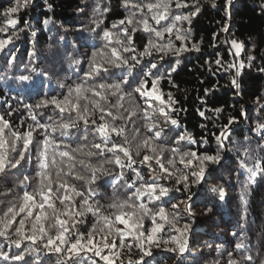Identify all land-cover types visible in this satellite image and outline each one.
<instances>
[{
    "label": "trees",
    "instance_id": "trees-1",
    "mask_svg": "<svg viewBox=\"0 0 264 264\" xmlns=\"http://www.w3.org/2000/svg\"><path fill=\"white\" fill-rule=\"evenodd\" d=\"M159 2L160 0H28L27 6L20 8L16 14L5 16L6 9L15 6L16 0H0V28L5 29V32H0V39L13 37L12 43L0 51V116L10 124V128L5 129L3 139L12 141L13 131L23 133L29 125L35 129L34 143L25 153L26 160L18 168L6 169L0 174V221H12L8 230L11 238H15L14 230L20 226L21 220L25 221L24 232L31 234L35 216L41 209L38 206L33 208V216L27 217V210L19 213V207L23 204L25 191L35 195L37 205L43 202L38 193L42 180L39 173L43 171L52 182V192L48 193L45 189V194L51 197L49 203L53 204V208L45 204L43 211L47 219L42 218L41 221L46 232L56 234L59 225L51 227L56 219L67 220L66 226L70 230H78L85 237L94 229L97 230V240L102 234L100 229L104 232L111 231L116 247L105 254L114 264H136L141 255L132 236H126L123 247L120 246L116 229L127 232L128 228L115 220V216L121 212L132 213L140 203H145L152 210L143 216L145 231L153 227V214L158 212L159 207L165 208L168 217L167 220H162L155 216L156 222L163 225V230L157 234L159 247L153 246L152 255L145 257L147 264H228L230 259L244 264L243 256L248 254L254 257L252 264H259V259L264 258V179L258 177L255 184L250 185L244 193L243 199L241 193L242 181L247 176L246 168L242 165L252 166L259 162L261 168H264V132L256 130L257 124H264V72L260 71L264 68V14L261 9L264 0H236L230 8L226 7L227 0H215V8L211 6L212 0H184L189 5L198 2L201 6V11L192 19L191 24L174 21L175 15L194 10L177 9L175 2L170 4L168 19L157 24L153 16L164 9L149 12L146 5ZM20 3L23 4L24 0H20ZM137 5L140 7H136ZM8 19H18L19 24L9 26ZM145 19L150 28L163 30L175 23L181 30H190V35L187 40L179 41L175 31L171 35L165 31L163 38H158L153 32L144 30L142 21ZM45 20L47 23H44ZM121 20L125 23L121 24ZM129 20L132 21L131 24ZM125 28L128 29L127 34L123 31ZM228 29L230 44L232 40L243 43L238 60L244 67H239V70L236 69L235 59L226 40ZM104 30H109L113 35L104 38ZM129 35L132 37L130 46L136 51L124 53L123 47L129 45ZM150 39L157 46L169 45L171 41L167 54L161 60L160 54L152 49V56L140 57L141 65L129 77L131 87L122 85L123 93L97 87L96 91L105 97L101 99L92 91L82 89L79 105L81 110L85 105L89 109L88 113H82L87 115V125L83 119L78 118L76 111H68L69 104L62 105L66 109L64 112H60L52 104L35 108V105L45 99L63 101L69 95V89H74L77 85L90 88L100 83L120 82L127 75L128 69L111 66L109 62L115 60L111 49L117 48L124 56L137 55ZM182 44L188 50H182L177 55L175 49ZM10 53L15 54L11 63L8 62ZM249 57H254V60ZM148 61L156 63L158 71L150 69ZM93 64L103 65L109 71L101 70L98 77H85ZM141 66L145 72L151 71L163 76L159 89L165 101L170 94L177 102L176 111L172 113V118L178 121L177 125H171L165 120L159 112V101L146 102L145 97L134 92L136 80L141 75ZM172 68L175 71H171ZM41 73L47 75L41 76ZM21 74L43 81L44 86L39 94L31 90L29 82L19 81ZM233 78L238 80L239 88L233 86ZM145 79L151 80L154 77ZM76 96L73 91L72 99L75 100ZM93 102H98L105 110L104 121L99 119L101 111L94 107ZM28 105L33 107L28 108ZM109 112L112 113L111 116L108 115ZM201 112L204 113L203 116L200 115ZM33 115H36V121L31 119ZM113 116L116 117L115 120ZM93 119L96 124L91 123ZM70 120H75L76 126L67 129L66 136H61L62 129L59 126ZM37 122L47 125V131L35 127ZM105 122L124 129L122 135L110 133L107 148L104 147L103 137L96 131L98 125ZM150 125H155L152 132L148 130ZM156 130L161 131L159 138L155 137ZM228 130L230 131L224 140L225 150L221 153L224 157L221 164L209 165L211 176L206 177L204 183L191 188V193L196 195L192 200L195 215L190 219L186 212L190 193L183 190V185L178 184L177 179L184 174L190 175V171L197 169L195 163L189 167L181 163V155L187 151L214 153L217 149L216 136L221 131L226 134ZM181 135L187 139L181 141ZM45 136L59 145L57 151H68L72 159H61L57 154L56 162L53 163L49 156L46 161L48 167L41 170L38 167L36 145ZM146 139H150L149 145L141 147L137 154L136 146L143 145ZM204 140L206 143H200ZM22 143L21 140L15 141L17 150L22 148ZM97 143L101 148L94 147ZM113 143L122 145L129 151L131 159L136 162L131 168L121 169L115 164L116 155L125 163L127 158L119 149L108 151ZM12 146L5 143L4 149L0 151H8L11 156L18 158L17 152H11ZM152 148H156V151H152ZM172 149L178 151L173 152ZM51 151L49 148V153ZM145 155L152 159L141 163ZM157 159L160 163H157ZM168 160H173L174 164H168ZM186 160L187 158L185 162ZM160 164L168 172L163 171ZM96 169H99L95 171L98 178L92 183L91 177ZM57 172L60 173L59 177ZM169 172L173 175L169 176ZM25 176L29 177L28 181H24ZM154 179L157 184L169 190L168 195L159 200L150 199L148 195L137 199L134 195L136 189L153 183ZM48 180L44 182L47 183ZM65 181L68 185L75 186L83 196L72 194L70 189L66 192L59 188L60 183ZM189 182L191 183V176ZM212 187L223 188L226 192L225 199L221 201L218 192L208 191ZM144 190L146 191V187ZM65 195H69L75 204L74 209L67 210L72 212L71 219L65 214L64 204L60 203V198ZM156 195H159L158 189ZM84 199L92 205L94 212L97 208L99 211L95 214L88 212L87 205L81 209ZM124 201L129 203L124 204ZM114 204L123 205V208L111 207ZM173 205H178V208H173ZM209 206H212V211L206 212ZM10 207L13 208V213H18L14 220L13 213H8ZM81 210L84 211L83 217L77 214ZM104 217H108L109 223H105ZM125 218L128 216L125 215ZM79 220H83V223H77L75 229H72V221ZM185 223L190 224L188 231L184 230ZM2 228L3 223L0 222V229ZM177 228L180 229L179 232L176 231ZM184 239L188 240V244L191 241V244L186 255L182 256L175 241ZM241 242L246 248L236 249L235 245ZM129 244L132 245L131 249ZM9 245V239L0 237V251L13 255L23 253L25 261L0 260V264H57V260L63 258L62 254L48 253L43 249L29 253V241H24L20 249ZM172 248L176 251L169 250ZM87 256L92 257V253H87ZM92 258L97 264H107L99 257ZM83 264H91V260L85 259Z\"/></svg>",
    "mask_w": 264,
    "mask_h": 264
},
{
    "label": "snow or ice",
    "instance_id": "snow-or-ice-1",
    "mask_svg": "<svg viewBox=\"0 0 264 264\" xmlns=\"http://www.w3.org/2000/svg\"><path fill=\"white\" fill-rule=\"evenodd\" d=\"M172 2H175V7L177 9H191L194 8V10L188 11L186 14H180V15H175L174 16V21L177 23H182V22H188L191 24L192 19L199 14L201 11V6L197 2L194 5H189L188 3L184 2V0H160L159 3H148L146 5L147 9L149 12L153 11L154 9H161L163 8V12L157 13V15L153 16V19L156 21L157 24L160 23L162 20H167L168 15L167 12L170 8V4ZM28 3V0H24V3L21 4L20 0H16V5L9 7L6 9L4 15L9 16L11 14H16L20 8L26 7ZM232 4V0H227L226 7L230 8ZM211 6L213 8L216 7L215 0H212ZM136 7H140L137 5ZM262 9V14H264V4L261 5ZM143 8H141V11ZM229 18L231 16V13H228ZM130 24L132 23L131 20L128 21ZM44 23H47V20L44 21ZM121 24H124L125 21L121 20ZM144 25V30L145 31H150L155 34L156 37L158 38H163L164 32L166 31L168 34H172L175 31L176 34V39L179 41H185L188 39L190 35V30H181L180 28L176 27V24H172L171 26L167 27L166 29L163 30H157L155 28H150L147 19L142 21ZM7 24L9 26H16L19 24L18 19H8ZM115 27V26H113ZM126 34L128 32V29L125 28L123 30ZM135 31V28L133 29ZM227 31V29H225ZM0 32H5V29L0 28ZM35 35V32L32 33ZM113 35L112 32L109 30H104L103 31V37L104 38H110ZM61 39H64V37H61ZM129 41V45H126L123 47V52L124 53H132L135 52V48L131 47V42H132V37L129 35L127 37ZM13 41V37L9 36L7 39H0V51H2L7 45L11 44ZM119 43V41H117ZM231 44L235 47L237 54L241 52L243 49V43L242 42H237L236 40H232ZM171 41L169 42V45H162V46H157L153 40H148L147 43L144 46L143 51H140L137 55H128L124 56L121 54L120 51L117 50V48L113 47L111 49L112 55L115 57V60L110 61L109 63L111 66L115 68H127L128 72L127 75L124 76L120 82L114 83V84H105V83H100L98 86L94 85L90 88H83V85H77L75 86L74 89L70 88L69 89V95L64 98L63 101H58L57 99L53 98L51 100L45 99L43 100L40 104L35 105V108H41V107H47L49 104L55 105L56 108L59 109L60 112L66 111V109L62 106L63 104H69L70 107L68 111H76L77 116L80 119H83L85 125L88 124V118L87 115H83L82 113L86 114L88 113L89 109L87 105L83 107L81 110L80 105H79V99L82 97L79 95L82 91H92L94 95L99 96L101 99H105L104 95L96 91V88L99 87L100 89H114L115 92L123 93L124 89L122 88V85H127L128 87H131V84L129 83V77L132 76L133 70L136 69L138 66L141 65L140 57H146V56H152L153 55V50H155L156 53L160 54L161 60H163L164 55L167 54V49L170 47ZM195 47V45H193ZM182 50H188L186 49L183 44L181 45L180 48H176L175 52L177 55H179L180 51ZM197 51H199V48H196ZM15 59V54L10 53L9 54V63L13 62ZM250 60H254V57H249ZM76 63H79V61H76ZM219 64L220 61H217ZM148 64L150 66V69H156L158 71V65L156 63H152L151 61H148ZM239 67L243 68L244 65L241 63ZM104 71L107 72L109 69L107 67H104L103 65H96L93 64L92 69L85 73V77L87 78H92V77H98L100 76V72ZM171 71H175V68H172ZM260 71L264 72V68L260 69ZM140 72L141 75L139 79L136 80L137 86L133 89L135 93L140 94L141 96L146 98V102L148 101H159L160 107H159V112L164 116L166 121H169L171 125H177L178 121L177 119L172 118V113L176 111L175 104L177 103L172 96L169 94L167 101L163 99V93L159 89V84L160 81L163 79L162 75H156L154 72H145L143 70V67H140ZM41 76L47 75L46 73H41L39 74ZM152 76L154 79L148 80L145 79V77ZM19 81L21 82H29L30 88L32 91H34L36 94L40 93L41 88L44 86L42 80H37L34 77L30 75H23L21 74L19 76ZM233 86L236 88H239V82L237 79L233 78ZM63 87V85H61ZM75 91L77 94L76 99H72V93ZM115 94V93H114ZM130 94V93H127ZM95 108H99L101 111V115L99 119L101 121H104V109L100 106L98 102H93ZM28 108H32V105H28ZM242 114H244L242 112ZM108 115H112L111 112L108 113ZM201 116L204 115L203 112L200 113ZM33 121L37 120L36 115H33L31 117ZM116 117L113 116V120H115ZM92 124H96V120L93 119L91 121ZM76 122L75 120H70L67 123L61 124L59 127L62 129L61 131V136H66L67 129L71 127H75ZM35 127L45 129L47 131L48 126L44 124H40L39 122L36 123ZM10 124L8 121L4 119L3 116H0V149H4L5 143L12 144L13 146L11 147V152H17L18 158L13 157L9 154L8 151H0V174L4 173L6 169H15L21 166L22 161L26 160L25 153L29 151V148L31 145H33L34 140H33V132H34V127L32 125L28 126V129L23 132V133H17V132H12L11 135L13 137L12 141H5L3 139V134L5 132V129H9ZM155 129V125H150L148 130L149 132H152ZM55 131V128H53ZM257 131L264 132V124H257L256 126ZM96 131L100 133V135L104 139V147L107 148L109 139H110V133H116L117 135H122L124 132L123 127H116L108 124L107 122L101 123L98 125ZM161 136V131L156 130L155 131V137L159 138ZM181 141L187 139V137L181 135L179 137ZM226 139L225 133L223 131L220 132L219 135L216 136L217 140V149L214 153H208L207 151L203 153H198L197 151H187L184 152L181 155V163H185L186 167H189L195 163L196 169L194 171H190L189 174H184L183 176L179 177L177 179L178 184L183 185V190L185 192L190 193L188 196V205L186 206V212L188 214V217L190 219L194 218L195 213L193 212L192 208V200L193 197L196 195L195 193H191V188L193 185H200L205 182L206 177L211 176V172H209V165H217L219 166L224 159V157L221 155V153L225 150V143L224 140ZM16 140H21L22 143V148L20 150H17V148L14 146V143ZM150 139H146L143 142V145L138 144L137 147V154H139V151L141 147L144 145H149ZM200 143H206V140L201 141ZM37 152H38V167L41 170H44L48 167V164L46 161L49 159V156H51L52 162H56V156L57 154L59 157L62 159L64 157H69L71 160L72 157L69 155L68 151H57L59 148V145L56 144L55 141L51 140L49 137L45 136L42 142L37 143ZM95 148H101L100 144H95ZM49 148L52 149L51 153H49ZM114 149H119L120 152L123 153V156L127 158V163L124 162V160L121 159L119 155L115 156V164L119 165L121 169L128 167L131 168V166L136 163L133 161L129 155V151L124 148L122 145L113 143L111 148H108V151H113ZM75 151V150H74ZM152 151H156V148H152ZM163 151V149H161ZM173 152H177L178 149H172ZM89 155H92V153H89ZM185 158H187L185 162ZM152 159V157L145 155L143 161L141 163H145ZM256 160L257 158H253ZM111 161H109L110 163ZM83 163V161H81ZM157 163H160L159 159H157ZM168 164H174L173 160H168ZM160 167L163 169V171L168 172V169L164 167L163 164H160ZM242 167L246 168L247 176L246 178L242 181V187L243 191L241 193V197L243 199L244 193H246L249 189L250 185H254L257 178L264 179V168H261V164L259 162L253 163L252 166H247V165H242ZM69 168H71V165H69ZM95 171H99V169L94 170V174L91 177V182L94 183L96 179L98 178L95 175ZM215 171V169H213ZM39 175L42 177L41 184L38 189V193L42 197V201L38 205L35 202V195L32 193H29L28 191H25L23 193V204L22 206L19 207V213H24L26 210V215L27 217H32L33 216V211L32 209L35 207H39L41 209L40 213L35 216V223L32 224V232L31 234H26L24 232V220L20 221V226L14 230L15 232V238H11L8 236V230L11 227L12 221H7L3 220L0 221L3 223V228L0 229V237H4L5 239L10 240V245L9 246H14L15 248H22V244L24 241H29L31 242V246L29 247V253L32 252H37L41 249L47 250L48 253H58L62 254L63 258L57 260V264H83L84 260H91V264H97L96 260H94L92 257H99L101 260L107 262V264H114L113 261L109 259V256L104 254V250L108 249L111 251L116 247V242L114 240H110L109 237L111 236V231L104 232L103 229H100V233H102L99 236V239H96V231L93 230V232H90L87 234L85 237V234L80 233L78 230L73 232L70 230L69 227L66 225L68 224L67 220L63 219H56L55 224L51 225V227L55 228L56 225H59V228H56V234L52 235L46 232L45 227L41 223L42 218L47 219V216L43 209L45 208V204L48 205L49 208H53V204L49 203L51 197L47 194H45V189H47L48 193L52 192V182L51 180H48L47 173L41 171ZM60 173L57 172V177H59ZM173 173L169 172V176H172ZM122 176V173H121ZM190 176H191V183L190 181ZM78 179H83V177H77ZM29 177L25 176L24 181H28ZM48 180L47 183L44 181ZM23 183V182H21ZM132 185H129L131 187ZM146 187V191L144 190ZM59 188L65 189L67 192L69 189L72 194L78 195V196H83L82 192L77 191L75 186L73 185H68L67 182L60 183ZM157 189L159 190V195H156ZM59 190V189H57ZM179 191L180 189H176ZM168 189L157 184L155 182V179L153 180V183L147 184L146 186H141L140 188H137L134 195L136 196L137 199L144 195H148L150 199H155L159 200L161 197L167 196L168 195ZM208 191L216 193L218 192V198L219 200H224L226 196V192L223 188H216L212 187L208 189ZM65 201H69V203H65ZM33 202V203H29ZM60 203L64 204L65 206V214L69 216V219H71L72 212L67 211L69 208H75L74 202L71 201V197L69 195H65L60 198ZM129 201H124V204H128ZM245 203L247 201L245 200ZM87 205V211L88 212H95L99 211V208L95 209V212L93 210V207L91 204H89L87 199H84L81 204V209H84V206ZM111 207H120L123 208V205H111ZM173 208H178V205H173ZM212 211V206H209L206 209V212H211ZM152 210L149 209V207L145 203H140L135 210L130 213H123L116 215L115 220L118 221L120 224L125 225L128 228V231L125 232L119 228L116 229V234L120 237V246L123 247L124 245V238L126 236H132L133 240L136 243V246L139 248L141 255L139 256V259L137 260L136 264H147V261L145 260V257L151 256V248L153 246L159 247V240L157 239V234L163 230V225L160 223H157L155 220V216H159L162 220H167L168 217L165 212L164 207H159L158 212H155L153 214V227L145 231L143 229V216L148 215L151 213ZM8 213H13V208L10 207L8 208ZM18 213H13V220L15 215ZM79 216L83 217L84 216V211L81 210L80 212L77 213ZM125 215L128 216V218H125ZM7 216V213L5 214ZM135 217V219H133ZM105 223H109L108 217H104ZM77 223H83V220L79 221H72V229H75V226ZM39 225V227H38ZM111 227V225H109ZM243 228V224L241 225ZM190 229V224L185 223L184 225V230L188 231ZM177 232L180 231V229H176ZM133 232H135V235H133ZM74 237V238H73ZM176 244L178 245V250L181 255H183L187 249H188V240L184 239L183 241L176 240ZM132 245L129 244V248L131 249ZM236 249H244L246 248V245L241 242L237 243L235 245ZM170 251H176L175 248L169 249ZM84 253L85 255L82 256L81 254ZM87 253H92V257L87 256ZM231 255V254H230ZM0 260L4 262H8L9 260H12L14 262H21L25 261V255L23 253H18V254H11L6 251H0ZM254 260L253 255L248 254L243 256V261L244 264H252ZM228 264H239L238 261L230 259ZM259 264H264V258L259 259Z\"/></svg>",
    "mask_w": 264,
    "mask_h": 264
},
{
    "label": "water",
    "instance_id": "water-1",
    "mask_svg": "<svg viewBox=\"0 0 264 264\" xmlns=\"http://www.w3.org/2000/svg\"><path fill=\"white\" fill-rule=\"evenodd\" d=\"M235 1H236V0H233V1H232V6H231V7H233ZM229 32H230V31H229V29H228V32H227V34H226V40H227L228 46H230V48H231V53H232V55H233V57H234V59H235V62H236V69L239 70L240 62H239V60H238V54L235 52L234 47L231 46V44H230V41H229ZM241 52H242V50H241ZM234 124H235V123H234ZM232 128H233V125H232V127L230 128V130H231ZM230 130H228V131L226 132L225 136L228 134V132H229ZM190 240H191V238H190ZM190 244H191V241H190V243L188 244V249H187V251H188L189 248H190ZM187 251H186V252H187ZM186 252H185L183 255H185Z\"/></svg>",
    "mask_w": 264,
    "mask_h": 264
},
{
    "label": "rangeland",
    "instance_id": "rangeland-1",
    "mask_svg": "<svg viewBox=\"0 0 264 264\" xmlns=\"http://www.w3.org/2000/svg\"><path fill=\"white\" fill-rule=\"evenodd\" d=\"M231 45H232V44H231ZM232 46H233V45H232ZM233 47H234V46H233ZM234 49H235V47H234ZM235 52H236V49H235ZM236 53H237V52H236ZM109 239H110V240H113V237L110 236ZM107 251H108V249H105V250H104V254H105ZM185 255H186V254H185ZM182 256H184V255H182Z\"/></svg>",
    "mask_w": 264,
    "mask_h": 264
}]
</instances>
